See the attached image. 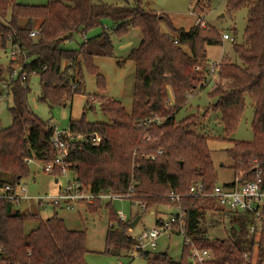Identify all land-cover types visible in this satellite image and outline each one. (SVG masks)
I'll use <instances>...</instances> for the list:
<instances>
[{"label": "trees", "instance_id": "1", "mask_svg": "<svg viewBox=\"0 0 264 264\" xmlns=\"http://www.w3.org/2000/svg\"><path fill=\"white\" fill-rule=\"evenodd\" d=\"M244 7L248 11L243 41L236 42L235 37L233 41L243 65L222 58L216 77L211 79L208 45L223 41L221 32L204 21V14L212 9L210 0H195L196 18L188 28L176 26L164 12L145 9L142 0L125 5L93 0H50L43 5L0 0V49L19 50V59L10 60L8 70L14 62L22 66L7 89L4 83L10 76H0V96L7 92L12 99L11 124L0 129V183L28 176L31 169L27 158L44 164L57 154L47 121L28 104L30 74H39L43 84L41 98L51 102L64 101L65 93L73 97L81 92L84 67L95 75L98 88L105 91L106 79L96 66L95 57L113 55L110 33L123 37L132 27L138 28L140 43L128 54L135 64L132 109L128 112L121 101L102 96L100 109L107 121L71 119L72 133H98L103 140L99 146L89 141L69 142L70 169L92 192H131L129 199L144 202L146 210L176 204L166 196L171 190L183 195L187 234L199 245L213 249L218 264H244L242 255L248 238L243 216L230 215L232 230L228 238H209L200 225L206 213L214 211L216 201L189 194L196 183L203 185L204 192H211L217 184L208 137L193 128L204 114L176 119L190 96L213 82L209 95L216 101L206 111H219L224 132L230 135L237 129L249 101L254 110L253 139L233 142L227 154L234 161V177L253 180L257 168L262 170L264 181V0L225 2L231 16ZM105 19L112 21V32L105 29L87 35L102 26ZM33 30L37 31L36 36L29 37ZM232 31L236 34V28ZM76 35L84 36L79 47H66ZM152 115L160 122L136 127L138 121ZM151 155H156V159H151ZM102 202L84 204L94 211ZM111 202L104 205L110 217L105 236L107 250L129 249L134 243L129 233L132 220H120ZM28 220L36 222L29 231L25 228ZM0 242L4 259L10 264H87L86 232L68 228L56 208L52 215L42 218L40 210L26 214L13 203L0 200ZM249 249L258 252L255 264H264V226L258 240L251 239ZM182 257L176 261L161 250L154 253L152 262L187 264Z\"/></svg>", "mask_w": 264, "mask_h": 264}, {"label": "rangeland", "instance_id": "2", "mask_svg": "<svg viewBox=\"0 0 264 264\" xmlns=\"http://www.w3.org/2000/svg\"><path fill=\"white\" fill-rule=\"evenodd\" d=\"M19 3L43 5L50 0H17ZM101 1L106 4H132L133 0H93ZM212 9L209 13L204 14V21L215 27L221 32V44L208 45V56L210 63L220 61L222 58H231L238 65L243 62L237 56L233 42L229 39H223L222 33H229L230 36L236 38V42L243 41V34L247 25L246 7L239 9L233 15H229L225 9L226 0H210ZM195 0H142V6L145 9L155 11L157 13L164 12L172 18L174 24L178 27L188 28L194 23L195 14L193 12ZM112 21L104 20L102 26L95 27L87 35L92 36L103 30L111 31ZM164 31H168L165 25H162ZM236 28V34L233 33ZM114 45L112 56H97L94 59L99 71L106 79V90L101 91L96 83V77L90 73L85 67L83 69L82 90L80 93L63 94L62 100L54 99L43 100L41 98L43 92V84L39 74L32 72L29 76L28 85V104L30 108L44 121H48L50 125L56 126L59 131L69 128L71 119H82L89 122L107 121L108 118L101 112L100 103L106 99H116L122 102L128 112L132 109L133 89L135 83V64L128 59L131 49L138 46L141 40V32L138 28H131L123 37H116L110 33ZM83 35H76L75 39L66 44L68 48H78L83 41ZM8 51L0 49V76L7 79L14 70H21V63L14 62L11 64L12 69L8 70L9 61L19 59L18 52L13 59V55ZM121 61V64H118ZM18 71V72H19ZM216 77V75H213ZM211 76V79L214 78ZM7 81V80H6ZM213 82H209L204 88L198 89L197 92L190 96L188 103L181 108L176 119L179 121L189 114L201 113L200 120L197 123L195 131L208 137V145L211 150L212 159L216 170V179L218 184H226L234 179V161L228 156L227 148L233 145V142L239 140L249 141L253 139L251 121L253 119L254 110L250 102L244 111V115L239 122L237 129L230 135L224 132L223 124L220 120L219 111L209 109L207 107L215 103L216 98L209 95ZM95 97V98H94ZM94 98V99H93ZM67 99V100H66ZM89 99V100H88ZM12 99L7 92L0 96V129L11 124V112L9 106ZM93 106V108H92ZM48 124V125H49ZM31 173L22 178L26 184L27 192L33 196H40L53 191L58 182L66 186L65 176H54L44 171V164L38 160L32 161L30 164ZM68 178L72 180L73 175L70 173ZM107 201L102 202L100 207H95L94 211L88 210L87 206L82 203L75 209L68 210L58 207L59 216L65 219L68 228L75 230H84L86 232V248L85 260L87 264H149L147 257L136 256L131 257L128 248L112 247L107 250L105 236L109 227V211L104 206ZM113 208L117 212H122L127 220H133L137 215H141L140 221L134 227L133 231H129L131 235L142 232L145 228L156 226L157 218L162 217L167 220L174 212V208L169 205H160L148 210H143L138 204L133 203L129 198L114 199ZM23 213L29 214L40 210L42 218H47L53 214L54 208L46 205L38 209L35 203L24 202L19 207ZM231 221L223 217L217 211H208L201 222L207 232L209 238H228L231 234ZM36 222L28 220L25 228L27 231L35 228ZM238 230V229H236ZM182 235L173 232L170 237L163 234L158 240L159 251L167 250L173 260H179L182 256ZM256 252L255 255H257Z\"/></svg>", "mask_w": 264, "mask_h": 264}, {"label": "built area", "instance_id": "3", "mask_svg": "<svg viewBox=\"0 0 264 264\" xmlns=\"http://www.w3.org/2000/svg\"><path fill=\"white\" fill-rule=\"evenodd\" d=\"M37 31L33 30L29 33V37H35ZM223 39H229L232 42L234 37L229 33L222 34ZM15 59V55L19 50H9ZM221 61V60H220ZM220 61L210 63V75L217 74L218 65ZM19 70H14L10 75L8 82L4 83V87L7 89L11 80L18 76ZM23 78H25L23 76ZM94 99V98H93ZM160 118L155 116H149L148 118L138 121L136 127L146 128L151 123L160 122ZM47 127L51 132L50 141L55 147L57 154L53 160L44 163V171L54 176H65L67 184L63 188V185L58 182L57 187L50 193H46L40 196H33L28 194L26 184L19 180L16 182L0 183V200H5L13 203L16 207H20L22 203H35L40 204L42 207L51 205L53 208L63 207L68 210L75 209L79 204L84 202L92 203L96 200L99 201H113L114 199L129 198L131 192L118 194L112 190H102L98 192H92L83 183H81L76 175L70 169V162L67 159L68 156V144L71 141H89L94 146H99L103 140V137L98 133H90L89 135L72 133L70 128L59 131L56 126L48 125ZM149 140V137L145 138ZM162 151L159 150L158 154ZM156 155H151V159H156ZM35 158H27L25 161L30 164ZM255 179L240 181L239 176L234 177L233 181L226 184H216L211 192H204L203 185L196 183L189 189L190 195L199 197H211L215 199L216 208L214 211L219 212L223 217L230 220V215L243 216L247 223L246 237L248 240L245 245L248 246L243 251V259L246 263L255 264L257 250L250 251L251 239L258 240L264 226V181L261 169H255ZM73 175L72 180L68 178L69 174ZM131 190V189H130ZM167 197L176 201V204L171 205L174 208V212L169 219L165 220L160 217V222L156 226L145 228L141 233L132 235L134 243L128 249L130 256H143L147 257L149 264H153L152 257L158 249V240L165 234L170 237L171 233L177 232L182 235V260L187 264H218L217 257L213 249L199 245L192 235L186 232V219L187 214L181 204V197L183 195L171 190L166 194ZM133 203L138 204L139 207L146 211V205L144 202L138 200H132ZM120 220H126V217L122 212H118ZM134 229V228H133ZM129 228V231H133ZM250 240V241H249ZM166 253L168 252L167 250ZM0 264H10L4 259V247L0 242Z\"/></svg>", "mask_w": 264, "mask_h": 264}, {"label": "water", "instance_id": "4", "mask_svg": "<svg viewBox=\"0 0 264 264\" xmlns=\"http://www.w3.org/2000/svg\"><path fill=\"white\" fill-rule=\"evenodd\" d=\"M141 215H137L130 223H129V227L130 228H134L137 223L140 221ZM163 254H166V251H163Z\"/></svg>", "mask_w": 264, "mask_h": 264}, {"label": "crops", "instance_id": "5", "mask_svg": "<svg viewBox=\"0 0 264 264\" xmlns=\"http://www.w3.org/2000/svg\"><path fill=\"white\" fill-rule=\"evenodd\" d=\"M207 50H208V49H207ZM208 59H209V56H208ZM209 61H210V60H209ZM55 181L57 182V179H56ZM158 218H159V217H158ZM158 218H157V219H158Z\"/></svg>", "mask_w": 264, "mask_h": 264}]
</instances>
